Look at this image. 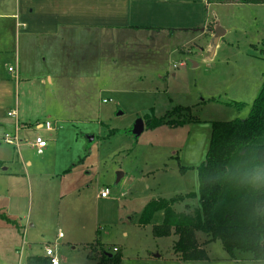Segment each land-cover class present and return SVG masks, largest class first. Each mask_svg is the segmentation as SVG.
I'll return each instance as SVG.
<instances>
[{
	"label": "rangeland",
	"instance_id": "rangeland-1",
	"mask_svg": "<svg viewBox=\"0 0 264 264\" xmlns=\"http://www.w3.org/2000/svg\"><path fill=\"white\" fill-rule=\"evenodd\" d=\"M220 2L199 9L207 34L200 29L192 42L183 34L165 45L137 35L104 36L101 48L92 35L62 41L56 50L67 63L62 70L86 79L70 87L81 89L66 93L68 102L76 99L71 111H37L41 114L29 119L32 128H23L21 121L6 117V106L0 107V137L13 139H0V160L6 162L0 166V264H25L26 256H44L45 247L59 264H97L102 252H117L120 264H264L249 253L230 258L219 241H208L201 232L196 238L208 259L181 262L172 251L176 236L153 235V226L162 221L160 211L147 225L139 222L146 205L157 199L177 197L175 212L195 211L198 202L180 195H198L211 123L245 119L259 94L264 5ZM217 27L223 33L211 45ZM5 47L0 74L7 77L8 68L15 67L10 54L15 42ZM41 87L46 93L51 89ZM177 106L191 108L199 122L144 127L147 118ZM26 116L17 118L27 121ZM138 121L143 129L134 133ZM35 133L46 141L40 152L29 145Z\"/></svg>",
	"mask_w": 264,
	"mask_h": 264
},
{
	"label": "crops",
	"instance_id": "crops-1",
	"mask_svg": "<svg viewBox=\"0 0 264 264\" xmlns=\"http://www.w3.org/2000/svg\"><path fill=\"white\" fill-rule=\"evenodd\" d=\"M207 7L205 0H0V20H4L0 24V59L1 55L8 54L5 46L15 42L10 51L15 67L11 68L12 72L8 71L7 77L0 74V107H10L5 110L6 117L10 118L7 114L13 111L15 123L21 121L23 128H32L29 119L41 114L37 111L49 115L71 111L74 108L71 103L76 105V99L68 102L66 93L81 89L70 90V87L86 79L70 76L62 70L67 63L56 56L62 41L92 35L101 48L106 42L104 36L137 35L165 45L183 34L180 36H191L187 41L192 42L198 34H207L206 22L199 14L200 8ZM47 52H51L49 61ZM88 80L96 81V78ZM28 82L33 84L27 85ZM44 85L51 88L47 93L41 87ZM55 87L62 90L57 94ZM21 115H27L24 118L27 121L17 118ZM34 121V127L40 129L42 124ZM46 126L50 131L51 123ZM34 136L41 137L39 133ZM4 163L0 160V166ZM1 170L6 171V168ZM4 175L15 176L12 172H4ZM194 199L197 201V196Z\"/></svg>",
	"mask_w": 264,
	"mask_h": 264
},
{
	"label": "trees",
	"instance_id": "trees-1",
	"mask_svg": "<svg viewBox=\"0 0 264 264\" xmlns=\"http://www.w3.org/2000/svg\"><path fill=\"white\" fill-rule=\"evenodd\" d=\"M221 4L220 0H205ZM240 4L264 5V0H239ZM212 101H214L212 99ZM199 119L189 107L177 106L159 118H147L146 129L178 127ZM198 207L191 214L177 213V197L148 203L139 219L147 225L156 212L162 221L152 228L155 237L176 236L172 251L181 262L208 259L196 234L217 240L230 258L249 253L253 261L264 262V79L259 94L245 119L211 123L209 149L198 171ZM186 198L194 199L188 193ZM2 219L10 223L7 217ZM121 257L102 252L97 264H120ZM25 264H50L43 256H28Z\"/></svg>",
	"mask_w": 264,
	"mask_h": 264
},
{
	"label": "built area",
	"instance_id": "built-area-1",
	"mask_svg": "<svg viewBox=\"0 0 264 264\" xmlns=\"http://www.w3.org/2000/svg\"><path fill=\"white\" fill-rule=\"evenodd\" d=\"M8 71L12 72V69L9 68ZM104 102V101H103ZM10 118H15V113L9 112L7 114ZM1 140H3L6 143L13 142V139L8 134H4L3 137H0ZM32 148H36L39 152L46 147V141L43 140L41 137L36 136L34 140L29 144ZM105 193L102 192L101 196H104ZM62 235L58 234V238H60ZM113 252H116V249H113ZM44 257L49 260L50 264H59L58 258L55 256L53 250L49 247H45L44 249Z\"/></svg>",
	"mask_w": 264,
	"mask_h": 264
},
{
	"label": "water",
	"instance_id": "water-1",
	"mask_svg": "<svg viewBox=\"0 0 264 264\" xmlns=\"http://www.w3.org/2000/svg\"><path fill=\"white\" fill-rule=\"evenodd\" d=\"M223 32L220 31V29L217 27L213 30V37H212V43H217L219 37L222 35ZM143 129V122L142 121H138L136 123V125L134 126L133 132L134 133H138L139 131H141ZM89 141H92V137H89L88 139ZM121 176V174L117 173V179H119V177Z\"/></svg>",
	"mask_w": 264,
	"mask_h": 264
}]
</instances>
